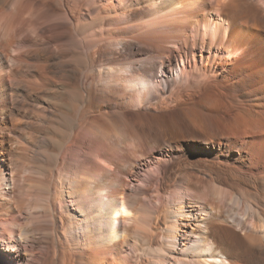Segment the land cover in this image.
<instances>
[{"label":"bare ground","instance_id":"obj_1","mask_svg":"<svg viewBox=\"0 0 264 264\" xmlns=\"http://www.w3.org/2000/svg\"><path fill=\"white\" fill-rule=\"evenodd\" d=\"M42 2L59 21L44 30L47 48L38 46L32 68L51 86H46L48 108L66 117V131L45 141L50 167L47 264H241V249L264 250V90L257 91L255 79L264 73V0ZM50 44L65 56L80 57L70 73L50 74L48 62L40 59ZM16 59L8 44L0 47L4 106L10 104L7 90ZM39 80L38 74L33 83L42 91L45 83ZM220 102L236 110L238 122L214 133L204 115ZM175 109L204 140L216 144L206 147L198 141L191 148L207 154L212 167L204 173L206 181L183 176L173 196L166 191L172 181L158 183L153 207L146 208V195L137 198L127 177L133 160L148 153L123 151L111 140L108 125L97 122L129 112L155 115ZM239 122L242 134L235 131ZM4 152L1 199L12 178L5 176ZM5 205L0 204V226L13 231L17 218L8 216ZM31 231L20 232L26 237ZM1 242L0 250L19 252Z\"/></svg>","mask_w":264,"mask_h":264},{"label":"rangeland","instance_id":"obj_2","mask_svg":"<svg viewBox=\"0 0 264 264\" xmlns=\"http://www.w3.org/2000/svg\"><path fill=\"white\" fill-rule=\"evenodd\" d=\"M56 21H59V16L53 14L51 10H48L42 0H0V47L8 44L11 48V55L17 58L12 61L13 63L10 62L14 65L15 72L11 75V90H7L10 94L8 97L10 100L9 106H4L3 101L5 99H3L1 94L5 86L2 82L3 80L0 79V95L2 96L0 98V121L2 120V122H4L0 129V151H5L4 154L6 153L5 161L7 163L5 164V171L7 173L5 172V176L9 179L12 177L10 179L11 184L3 187L4 191H6L7 199H1L0 197V204L3 205L5 202V212L8 210V216L16 217L17 222L13 225V231L9 229L6 230V228L3 229L0 226V240L5 246L9 244V246H14L19 251L13 254L10 250L6 252L0 250V259L2 258L4 260V263L0 262V264H47V260H49V255L51 253L50 240H46L49 239V231L47 232V229L50 226L48 211H46V209H48V194L45 191V186H47L50 177L48 172L50 171V167L46 164L47 158L49 157V148L47 149L46 142L52 141V139H54L52 138L53 136L55 137L57 134L66 131V127L62 122L66 117L48 108L50 104L47 102V95L45 94L51 86H48L49 82H47L46 77L41 78L40 72L37 73V70L32 68V64H34L37 59L35 53L37 52L38 46L44 51L47 48L45 47L47 44H43L45 42L43 34L46 35V31L44 30ZM184 38L185 37H182L181 39L183 40ZM52 47V44H50L48 48ZM53 48L44 54H40V59L45 60V63H49L46 65L50 69V74L57 77L64 72V74L70 73L71 68L75 66L78 59L80 60V57L78 55L65 56L64 53L56 52ZM162 61H164L165 64L167 63V59H163ZM262 71H264V68ZM38 74L40 78L39 81H41V83L43 82V84L45 83V88L48 86L46 89H43V87L40 88L42 91H39V89H37L39 87L33 83L34 76L37 77ZM157 75L158 77L162 76L160 73H157ZM255 79L259 80V84L256 85L257 91L261 89L264 90V73ZM164 85L168 87L169 85L172 86V81H166ZM33 88L36 91L30 93L31 90H34ZM260 94H264V92ZM211 95L217 96L215 93ZM252 101L255 104L261 102L260 100L258 101V99ZM6 108H8V111L5 110ZM225 110H227V112H225ZM235 112V109H227L225 108L224 102H220L218 106H215L214 110L205 114L207 117L204 115L206 118L205 121H208L207 123L212 127L208 129V131L213 130L211 132L215 133L218 129L217 133H220L226 130L225 128L223 129V126L227 127L229 125L230 127L232 122L233 124L234 122H238L236 119L237 117L234 116ZM124 116L123 118H121L122 116H118L107 119V122L100 120L97 124L108 125V131L111 132V140L114 143L116 142L115 144L121 146L119 148L123 151H126L127 148H134V150L138 152L148 153L145 156L138 155V157L133 160L134 170L127 177L128 186L132 191L137 192L135 193L137 198L141 199L146 195L145 198H147L146 200L148 202L146 208L153 207L154 193L158 183L172 181V187L168 188L166 191H168V193L172 191L173 194H171L173 196L175 193L173 189L179 185L183 176L195 175L203 178L205 181L208 179V176L204 173L212 167V164L205 159L207 154L195 153L192 147L198 141L202 142L206 147L216 144L204 140L205 137L202 136V133L197 128H192L193 125L189 124L188 121L182 117L178 109L156 112L155 115L129 112ZM213 118L216 122H213ZM18 119L20 121H18ZM221 119L222 121H219ZM17 122L19 123L16 124ZM236 125L239 126L235 131L237 134H242L243 124L241 125V122H239ZM12 133L13 135H11ZM3 140H6V142L4 143ZM22 143L23 145H20ZM24 145H26V148H24ZM15 147L19 150L15 149ZM153 147L155 151L148 152V150ZM1 157L3 158V156ZM9 157H11V161H9ZM244 211L243 207V213ZM39 222L41 224H38ZM31 225H33V227ZM39 225L42 226L41 230L38 229ZM44 227L46 229L43 230L42 228ZM29 228H31V230L33 229V231L30 232L31 235L29 233L25 237V233L23 234L21 232L27 229L29 230ZM33 234L36 235L34 236ZM28 238H30L31 241H28ZM26 244H31L32 246L27 245L26 247ZM241 250L242 254L240 256L241 258H239V263L264 264L263 249L252 248L248 250V248H243ZM15 254L20 255L16 258L14 257ZM40 259L41 263L39 262Z\"/></svg>","mask_w":264,"mask_h":264}]
</instances>
